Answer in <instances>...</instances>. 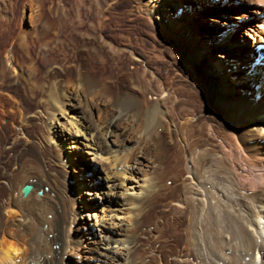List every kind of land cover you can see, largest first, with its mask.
Listing matches in <instances>:
<instances>
[{
	"label": "bare ground",
	"instance_id": "bare-ground-1",
	"mask_svg": "<svg viewBox=\"0 0 264 264\" xmlns=\"http://www.w3.org/2000/svg\"><path fill=\"white\" fill-rule=\"evenodd\" d=\"M47 1H55L56 5L36 9L37 14L45 16L42 29L36 26L39 22L27 30L20 23L14 33L10 26L16 17L13 7L0 9V35L6 34L9 42L3 47L9 50L8 62H13V47L23 53L32 74L38 72L37 58L53 62L47 70L51 73L55 69L64 73L75 69V73H67L64 79L48 86L47 96L67 120L61 127L62 142L55 135L49 142L39 140V148H68L64 158L76 159L75 147L81 141L94 162L109 165V169H103L108 190L101 192L107 200V219L93 223L94 214L69 211L66 201L72 195L67 182L59 186L58 192L46 193L45 185L49 183L44 184L34 168L23 170L22 150L14 170L0 173V187L5 186L7 194L2 198L5 201H0V264H73L66 256L77 248H81V264H137L133 228L142 214L139 209L148 202L155 187L150 176L142 175V168L134 167L137 162L157 170L162 181L170 178L174 182L176 199L164 209L167 212L174 206V213L160 217L162 225L174 227L173 249H163L174 261L162 260L161 264H264V138L259 135L260 122L264 125V72H259L260 68L264 70V0H241L249 9H235L237 14L230 15L244 27L246 19L250 21L254 45L247 56L254 65L259 63V68L251 72L250 62L242 61L247 72L255 73L249 81L254 98L244 95L239 99L223 95L207 75L203 76L204 82L212 86L214 96L198 81V57L184 48L191 17L150 27L151 37L146 39L127 35L126 44H121L104 36L111 18L109 8L103 9L95 1L90 6L85 0ZM149 2L155 9L163 0ZM230 33H222L215 46V51L226 59L234 57L220 45L225 44ZM80 51L85 52L81 60L86 69L72 60L80 58ZM164 57L178 64L174 77H170L169 69L156 72L155 62ZM125 60L127 64L121 67ZM182 67L187 71V83L179 81L184 74ZM119 68L130 88L123 94H112L107 75ZM22 69L17 71L18 80L26 79ZM257 84L262 85V91L255 87ZM32 87V92L38 88L36 84ZM181 90L200 104L190 106L189 111L188 105L181 107L175 118L173 113L182 105L178 99ZM138 117L145 129L137 124ZM54 121L53 115L51 125ZM158 129L161 131L152 139ZM57 157L54 155L56 160ZM139 157L144 161L140 162ZM48 159L43 158L40 164L46 172H50L51 165H58ZM163 164L166 166L162 169ZM89 183L87 188V179L84 180L74 194L79 196L81 190V201L92 204L97 192L95 181L89 179ZM25 186L32 187L26 196ZM80 222L81 235L77 236L68 226Z\"/></svg>",
	"mask_w": 264,
	"mask_h": 264
},
{
	"label": "rangeland",
	"instance_id": "rangeland-1",
	"mask_svg": "<svg viewBox=\"0 0 264 264\" xmlns=\"http://www.w3.org/2000/svg\"><path fill=\"white\" fill-rule=\"evenodd\" d=\"M94 1L103 9L106 7L107 9L109 8L111 12V18L108 22L106 30L104 31V36L108 40H113L114 42L121 44H126V39L124 38H126L127 35H136L141 39H146L151 37L150 27L159 28L162 27L161 25L168 24L173 19L175 20L178 17V19L183 20L191 17L188 27L186 25L187 28L185 30L184 37L187 34L188 40H186L184 48L198 57L196 63L197 70L199 69L197 72L199 77L198 81H200L205 86V88L211 93V96H214L215 92L211 90L213 88H210L212 87L210 84L208 85L207 82H204L205 78L203 76L205 75L213 78L217 83V86L222 91V94L227 96L229 99H239L244 95L254 98V93L250 89L251 86L249 81L255 76V73L247 72L246 68H243L242 63V61L245 60L247 62L251 61L247 56V52L248 49H251V47L254 45V38L251 37L252 25L250 21L246 19L245 24L247 27H244V24L241 25L238 22L236 23L238 20L233 19L230 16L231 14H237L236 11H234L235 9H238L241 12H246L249 9V5L247 3L242 2L241 0H210L207 2L206 0H163V2L159 4L160 6L155 9L148 5L150 0H85V4L90 6ZM0 5V9H4L6 7L10 8L11 6L13 7L16 17L10 26L12 27L13 32L16 33L19 29L20 23H22L23 28L27 30L39 22L40 24L36 26L39 29H42L45 16L37 14L36 9H39L40 7L56 5V3L55 1L51 3L47 0H0ZM65 5L69 4L65 3ZM154 10L155 14L153 13ZM32 15L34 16L32 18L34 20L31 19ZM22 17L24 18L22 19ZM35 21H37V23H35ZM226 32L231 33L228 37V40L224 42L225 44L222 43L220 45V48H225V50L234 57L233 59H226L224 56L219 55L217 51H215V46L218 43V37L221 36L222 33ZM7 43L9 42L6 34L3 36L0 35V173L4 170L13 171L14 165L16 167L17 157L23 150V170L30 171L34 168V173L43 180L44 184H47V182L50 184V186L49 184L45 185V192L47 191L46 193H52L54 190H57L56 192H58L59 186L62 187L64 182H67L72 195V200L70 199L66 201V206L68 207L67 209H70L69 211L72 210L71 212L73 214H81V210L94 214L96 218H94L93 223H97L98 221L96 220L98 219H101V221L104 219L103 221H105V219H107L106 215L108 209L106 206L107 200L102 197L101 192H103L104 189L108 190L106 188L107 175L103 169H109V165L94 162L90 158L89 154H87L88 148H85V146L81 144V141L75 147L76 159L73 158V156H70L69 160L64 158L68 148L60 150L59 147H53L51 150L50 147H47L42 151L39 148L41 142H49L55 138V135L57 136V140L62 142V136L60 135L62 131L61 127L66 126L67 120L64 116H61L58 109H56L55 105L52 103V100H50L49 96H47L48 86L54 80L56 81L60 78L64 79L70 72H72V74L75 73V69L71 68L70 71H68V69L65 73L55 69L51 73V71L49 72L47 70L49 69V65L51 66V63L53 64V62L50 61L47 63L43 59L41 60V58H37L36 62L38 72L36 74H32L29 69L26 68L29 64L28 60L26 58V61L24 60V54L17 50L16 47H13L15 51L13 53L14 59L10 58V60L13 62H8L7 55L9 50L6 51L3 47L4 44ZM76 46L77 48H80L81 45L76 44ZM76 46L72 45L71 47ZM168 46L169 48L172 47L170 44H168ZM172 48L174 49V47ZM81 54L83 55L82 57H84L85 52L80 51V58H78L79 60H76L75 58H72V60H75L76 63L79 62L78 64H80V66L82 63L83 69H86L87 67L84 66L85 64L83 60H81ZM182 58L184 57L182 56ZM10 63L14 64H11L13 67L9 65ZM23 63L25 65H23ZM126 64L127 60L120 63V66L122 65L125 67ZM155 65L157 67V73L161 71L164 72L166 69H169L170 77H174V75L177 74L178 64L171 63L169 57H164L163 60H157ZM22 66H24L23 69ZM248 67L251 68L250 70L253 72L259 68V64L254 65V63L250 62ZM21 69L24 73V77L26 76V79L18 80L17 71ZM121 69L122 68L114 70L109 74V76L107 75V77H110L111 79L109 81L111 93L122 92L121 94H123L127 89L130 88L127 76L121 75L119 71ZM182 69L184 70V74L182 78L179 79V81L187 83V71L185 67H182ZM259 72L262 73L264 70L260 68ZM97 75L99 76L101 74ZM97 75H95L96 78L98 77ZM35 84L36 88H38L35 89L34 92L30 91L29 89L33 88L32 86H35ZM28 87L30 88L28 89ZM255 87L259 91H262V85L257 84ZM201 88L203 89V87ZM246 89H250V92ZM178 99L181 100L182 105H178L175 111L176 113H173V117L175 118L178 116L180 111H182L180 109L181 107L188 105L186 109L189 111L190 106L192 107L195 105L196 107L200 104V102L195 98L189 97L185 90H181L178 93ZM142 113L143 111H141V114ZM53 115L55 117V121L53 125H51ZM140 118L137 120V124L141 125V129H145L144 123H142L143 120L141 121ZM175 120L176 119H174L173 122ZM259 126H261V128H259V135L261 138H264V125L262 122H260ZM159 130L160 129L155 130L156 134L152 135V139H154V137L159 134L161 131ZM39 140L41 142L38 143ZM262 142L264 143V140ZM67 146L69 147L70 145ZM53 150L55 153L52 152ZM171 151H173V149ZM56 152L58 154H56ZM53 154L59 156L57 157V160L54 158ZM49 157L51 160L58 162V165L56 166L53 164L54 167L51 165L50 172L49 170L47 171L49 172L48 174L46 170L43 169L44 167L42 165L40 166V164H42L43 158L48 159ZM81 159L88 161V163L81 161ZM139 161L142 162L144 160L142 157H139ZM137 163H135L134 167H139L140 169L142 168V175L145 174L150 176L153 182L152 184L155 187L153 188L154 191L152 196H150L149 199L147 198L148 202L143 208L139 209L140 214L141 211L142 214L139 218V222H137L133 228V235H135L134 237L136 240V248L134 251L135 259L137 260V264H161L162 260L165 262H173L174 259H170L168 254L165 255L163 249H173V245L175 243L174 235H172L174 234V227H172L170 224L162 225V223H160V219L165 216H171L174 213V206H171L167 212L164 211L165 207L169 206L170 203L173 204V201L176 199V192H174V182L173 180H169L170 178H165L166 180L164 179L162 181L160 173L157 172V170H150L147 166L143 165L144 163H142V165H138ZM69 164L72 166H69ZM62 165L64 166V169L60 168V166L63 167ZM165 166L166 164H163L161 168L163 169ZM55 167L58 169H55ZM153 172L155 173L154 175L156 176V180L154 178L155 176L151 174ZM127 175H129V173ZM58 176L61 178H58ZM64 176L66 179H64ZM86 179L87 188H90L89 179L95 181L93 187H96L94 191H96L97 194L95 195V198L92 199V204L81 201V190L79 192V196L74 194V190L77 188L81 189V185ZM158 182L161 184H158ZM127 184H130V180H127ZM16 193L18 194V192ZM41 194L42 191L37 193L39 198L42 196ZM4 195H7L6 188L5 186H1L0 201H5L2 199ZM52 196L55 197V194H52ZM49 218L51 219V216H49ZM88 225L89 228H93L92 223H88ZM69 226L68 228H70L73 234H76L77 236L79 234L81 235V222L79 225L74 224ZM163 226H165L164 229ZM44 230H48L47 225L44 226ZM93 230L96 231V229ZM52 237L53 235H50V238ZM47 248L50 249V247ZM49 249L46 250L49 251ZM75 250L69 256H66V259L73 264H81V248H79V250L78 248Z\"/></svg>",
	"mask_w": 264,
	"mask_h": 264
},
{
	"label": "water",
	"instance_id": "water-1",
	"mask_svg": "<svg viewBox=\"0 0 264 264\" xmlns=\"http://www.w3.org/2000/svg\"><path fill=\"white\" fill-rule=\"evenodd\" d=\"M31 186H25L24 188H23V194L26 196V195H28L29 193H30V191H31Z\"/></svg>",
	"mask_w": 264,
	"mask_h": 264
}]
</instances>
